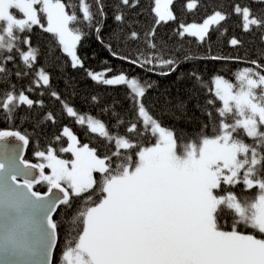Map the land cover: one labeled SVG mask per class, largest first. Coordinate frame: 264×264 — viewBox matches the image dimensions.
Instances as JSON below:
<instances>
[{
	"label": "snow or ice",
	"instance_id": "1",
	"mask_svg": "<svg viewBox=\"0 0 264 264\" xmlns=\"http://www.w3.org/2000/svg\"><path fill=\"white\" fill-rule=\"evenodd\" d=\"M174 2L152 0L154 24L133 55L119 49L139 38L128 31L137 23L128 14L140 0H0V117L10 125L0 129V264H264V48L251 60L181 59L156 35L161 24L178 20ZM181 7L212 4L186 0ZM108 8L115 27L106 25ZM232 16L264 44V0L234 3L231 12L216 8L200 23L180 21L175 34L210 45V34L224 35ZM37 29L53 38L45 49L33 45ZM89 37L133 70L189 81L186 98L174 101L169 88L160 92L157 80L135 71L87 68L81 49ZM229 44L243 46L235 36ZM194 58L245 66L233 80L217 74L205 81L196 69L180 71ZM69 68L124 89L123 102L82 96L108 122L69 102L79 95ZM54 79L63 81L64 95ZM201 92L210 97L203 103ZM44 97L98 137L95 146L63 125L41 148L59 123L44 111ZM190 103L207 118L192 131L177 127L191 122ZM16 119L31 132L16 128ZM33 142L36 162L23 155Z\"/></svg>",
	"mask_w": 264,
	"mask_h": 264
},
{
	"label": "trees",
	"instance_id": "2",
	"mask_svg": "<svg viewBox=\"0 0 264 264\" xmlns=\"http://www.w3.org/2000/svg\"><path fill=\"white\" fill-rule=\"evenodd\" d=\"M111 3V0H108ZM186 0H175L173 5V11L177 15V21H170L166 24H161L156 29L157 42L161 39L166 41L169 47L179 50L180 58L183 59L184 54L191 55L193 57H206V56H222V57H240L242 59H256L257 51L261 48H264V44H261L259 34H251L242 32L240 27L236 25L239 23V18L232 16L231 19L227 22L228 31L224 35H219L216 32H212L210 45L201 44L194 37L184 36L180 37L175 34V31L178 28V23L183 21L185 24L189 23H200L205 18L206 15L210 14L216 8H219L221 11L231 12L232 5L234 3L247 4L250 0H210L212 7L207 9L198 8L193 12H188L182 10V5ZM209 2V0H206ZM152 0H140V4L137 8L129 11L128 19L135 20L137 23L133 25L131 30H135L139 34L137 40H129L127 47L119 49L122 54L131 53L135 54V51L138 47H143V34L145 31L151 29L154 24V16L151 12ZM254 10L258 9L260 6L252 4ZM109 18L106 21L108 27H115V22L112 19L111 12L112 9L108 8ZM235 36L237 39L242 40L243 46L233 47L229 44V40ZM33 45L45 49L49 46V41L53 38L50 34L43 33L39 29L35 31L33 35ZM210 49V50H209ZM81 54L86 56L85 65L87 68H91L94 71H101L106 67H112L114 71H119L123 69L127 72L135 71L136 74L143 75L145 79L157 80L159 84V91L163 92L165 88L171 90V96L173 100L177 97L184 99L187 96L186 89L190 87V82L185 81H176L175 75L171 77H157L155 74H145L140 72L138 69L133 70L128 63L121 61L111 55L105 48H103L99 43H97L94 38L89 37L85 47L81 49ZM243 63L237 62L236 60H210V59H193L191 61H186L181 65L180 71L189 72L192 69L198 70L205 81H210L214 75H222L225 78L233 80V73L238 68L244 67ZM73 76L76 77L77 82L79 83V95L75 99H69V102L74 104V106L82 113L90 112L93 116H98L100 119L108 122L109 117L106 115H100L99 109L97 107H91L85 104L82 100L83 95H93L100 94L102 97V102H110L112 99H117L123 102L124 98V89L122 87H110V86H100L94 84L90 79H88L83 71H76L68 69ZM54 76L56 75L54 71ZM54 84H57L58 89L61 90L62 95L64 84L63 81H57L54 79ZM151 96L153 99L157 97L156 91H152ZM33 98H36L35 95ZM209 96L205 95L203 92L200 93L199 99L203 103ZM47 108L44 111L51 110L53 113L57 114V119L59 123L54 127H49L45 136L41 138L39 146L43 148L48 138L52 137L54 134H58L63 125H67L72 129V131L77 134L78 138L81 140V143H89L90 146H95L96 141L99 140L98 137L93 139L92 134L86 133L85 129H82L79 125L74 122V118L67 117L61 113V106L59 102L51 101L48 97H44ZM126 106V104H125ZM119 108V105L117 106ZM25 110H21L19 115L23 116ZM189 116L192 117L190 123L181 122L177 127L185 128L188 131L198 129L201 122H206V117L202 116L201 113L192 107V104H189ZM14 126L20 131L28 129L29 133L31 132V125L28 123H21L20 119H16ZM10 125L7 121L0 117V129H7ZM37 148L35 142L31 143L26 151L25 159L36 162L34 157V151ZM68 158V157H66ZM227 228L228 225H225ZM244 232H251V229H245L243 226L239 229ZM259 236L260 234L257 233ZM264 238V236H260ZM64 246V237L62 235L61 240L58 244L57 255L59 251Z\"/></svg>",
	"mask_w": 264,
	"mask_h": 264
},
{
	"label": "water",
	"instance_id": "3",
	"mask_svg": "<svg viewBox=\"0 0 264 264\" xmlns=\"http://www.w3.org/2000/svg\"><path fill=\"white\" fill-rule=\"evenodd\" d=\"M25 151H26V149L24 150V153H23V155L25 154Z\"/></svg>",
	"mask_w": 264,
	"mask_h": 264
},
{
	"label": "rangeland",
	"instance_id": "4",
	"mask_svg": "<svg viewBox=\"0 0 264 264\" xmlns=\"http://www.w3.org/2000/svg\"><path fill=\"white\" fill-rule=\"evenodd\" d=\"M68 158H70V157H68Z\"/></svg>",
	"mask_w": 264,
	"mask_h": 264
}]
</instances>
